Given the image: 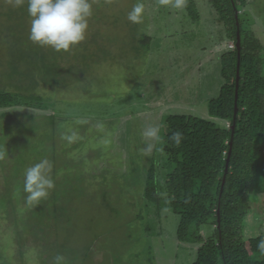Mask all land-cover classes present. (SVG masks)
I'll return each mask as SVG.
<instances>
[{
	"label": "rangeland",
	"instance_id": "1",
	"mask_svg": "<svg viewBox=\"0 0 264 264\" xmlns=\"http://www.w3.org/2000/svg\"><path fill=\"white\" fill-rule=\"evenodd\" d=\"M192 1L200 19L185 4L144 0L143 21L134 24L127 13L136 0H94L86 40L57 52L29 40L26 0H0V87L30 93L39 82L37 93L56 103V111L22 106L0 117V264H56L60 255L78 264L194 263L199 243L179 239L178 214L145 199L156 153L165 168L166 115L208 116L223 83L210 0ZM51 63L57 71L45 68ZM150 125L161 139L145 156ZM44 158L55 188L29 205L24 171ZM263 205L253 197L248 238L262 232Z\"/></svg>",
	"mask_w": 264,
	"mask_h": 264
},
{
	"label": "trees",
	"instance_id": "2",
	"mask_svg": "<svg viewBox=\"0 0 264 264\" xmlns=\"http://www.w3.org/2000/svg\"><path fill=\"white\" fill-rule=\"evenodd\" d=\"M210 3L215 27L220 30L216 45L220 43L223 48L218 51L223 83L219 94L208 101V116L166 115L161 140L165 168L158 170L156 153L148 168L146 204L159 209L167 207L178 214L179 239L199 243L193 264H264V250L259 247L264 241V221L258 236L248 238L244 233L246 218L253 209V197H261L264 204V19H260L264 18L261 13L264 3L261 0H210ZM184 4L191 18L200 19L192 0H184ZM233 4L239 10L241 33L236 117L239 48ZM255 19L260 21L257 24L262 27L263 35L257 33ZM251 23L255 27L251 28ZM231 41L234 48L225 47ZM58 67L59 63L45 66L48 71L55 68L57 71ZM38 85L39 82L30 93L1 86L0 117L22 106L56 111L55 98L38 94ZM54 114L45 113L49 119ZM173 132L183 134L179 146L170 139ZM37 233L39 240L42 232ZM61 264L78 262L63 258Z\"/></svg>",
	"mask_w": 264,
	"mask_h": 264
},
{
	"label": "clouds",
	"instance_id": "3",
	"mask_svg": "<svg viewBox=\"0 0 264 264\" xmlns=\"http://www.w3.org/2000/svg\"><path fill=\"white\" fill-rule=\"evenodd\" d=\"M16 2L22 5L25 0H16ZM26 2L30 17L28 38L32 43L41 47H49L57 52H67L86 40L89 20L93 16L94 0H26ZM168 2L169 0H161V3ZM183 6L184 0H172V7L181 9ZM145 12L144 0H136L127 13V19L131 23L139 24L143 21ZM232 43L234 42H229L227 47L233 49L234 47L230 46ZM226 123L230 126L229 122ZM159 131L158 125H150L143 129L145 144L142 151L145 156H150L155 147L154 142L160 141ZM68 139L71 140L72 137ZM170 139L176 146H179L183 134L173 132ZM232 140L230 141L231 146ZM4 155V152H0V159H3ZM52 169L53 164L47 158L25 169L23 191L26 193L25 199L29 205L40 204L49 196L50 190L55 188V181L51 175ZM259 247L264 250V241H261ZM55 259L56 264H61L63 257L57 256Z\"/></svg>",
	"mask_w": 264,
	"mask_h": 264
},
{
	"label": "water",
	"instance_id": "4",
	"mask_svg": "<svg viewBox=\"0 0 264 264\" xmlns=\"http://www.w3.org/2000/svg\"><path fill=\"white\" fill-rule=\"evenodd\" d=\"M234 5V11H235V17H236V21H237V46H238V51H239V59H238V65H237V78H236V82H237V87H236V97H235V117L237 115V111H238V97H239V84H240V67H241V33H240V24H239V10L236 8L235 4ZM234 128V127H233ZM233 143V140L231 142V144ZM227 171H228V165L225 171V177H224V182L225 183V179H226V175H227Z\"/></svg>",
	"mask_w": 264,
	"mask_h": 264
},
{
	"label": "built area",
	"instance_id": "5",
	"mask_svg": "<svg viewBox=\"0 0 264 264\" xmlns=\"http://www.w3.org/2000/svg\"><path fill=\"white\" fill-rule=\"evenodd\" d=\"M230 46H231V47H234L235 45H234V43H232Z\"/></svg>",
	"mask_w": 264,
	"mask_h": 264
}]
</instances>
